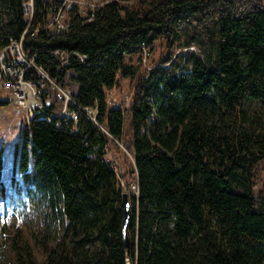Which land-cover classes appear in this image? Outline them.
Masks as SVG:
<instances>
[{
  "label": "trees",
  "instance_id": "obj_1",
  "mask_svg": "<svg viewBox=\"0 0 264 264\" xmlns=\"http://www.w3.org/2000/svg\"><path fill=\"white\" fill-rule=\"evenodd\" d=\"M24 1L0 0V48L25 36L38 65L76 85L68 107L79 119L54 91L23 122L13 181L26 198L0 264H264V0H79L62 31L51 25L57 0H35L31 22ZM127 81L130 104L115 106L112 90ZM95 106L96 120L85 110ZM109 145L126 177L137 172L138 196ZM4 165L0 152V227L3 199L16 196Z\"/></svg>",
  "mask_w": 264,
  "mask_h": 264
},
{
  "label": "rangeland",
  "instance_id": "obj_2",
  "mask_svg": "<svg viewBox=\"0 0 264 264\" xmlns=\"http://www.w3.org/2000/svg\"><path fill=\"white\" fill-rule=\"evenodd\" d=\"M25 1L23 3V6L25 4ZM99 1L101 0H94L93 4ZM26 2H28L27 9L31 13L33 9V6H32L33 0H28ZM34 3H35V0H34ZM26 15L28 19H30L31 21L32 14H26ZM191 46L185 49L193 50L192 48H190ZM160 47L161 46L157 44L156 49H155V54H154L155 57L158 56V52L161 49ZM178 51L179 49L175 48L174 52L176 53ZM148 55H149V51H146V56ZM151 56L152 54L150 53L149 58ZM147 59L148 58L144 59L145 63L147 62ZM27 60L36 70L38 69V66L33 62L32 58L30 57L28 53H27ZM148 64L150 65L152 64L150 63V59H148ZM38 73H39V76L36 78H33V79L25 78L21 80L24 83V85L27 87V91L30 95V97L28 98V101L26 102V105L30 107V109L26 107L28 110L25 108L16 107L14 103L15 99L12 98L11 93L9 91H5L0 88V91H1L0 93L2 94V96H4L5 99L8 100V103L6 105L0 107V152H2L5 157L3 179L7 185L8 191L10 193L13 192L15 193L14 195H16L15 197H12L11 195H9L10 197H6L5 199H3L1 203V207L4 210V215H3V220H2L1 227H0V258L4 257V255L9 252V246L6 240L7 232L4 228H7L8 232L13 230L14 218L16 216L15 214L16 212H18L16 208V204L18 201L17 197L18 198L20 197L22 199L26 198L25 193L17 194L21 182L13 181L14 174H16L21 179L20 172L17 171L16 149L18 145L17 143L21 140L20 131H21V126L23 122H25L26 119L28 118L29 119L33 118L34 115L38 111H40V109H42L46 104L50 105L51 102H53V96L55 94L54 91H57V92L59 91V93L62 94V96L64 97V101H63L64 105L62 109L63 113H65V115L67 114L68 117H72L73 115V113L70 111L68 106L70 105L72 101L75 102L72 99L71 92L76 89L75 88L76 85L73 84L69 87H63V86H60V84L56 82L52 77L50 76L48 77L47 73L43 69L39 68ZM131 89H132V85L127 81L119 85L114 90H112V93L114 95L113 97L117 98L114 104H121L126 99L124 106H126L127 108L131 100L130 98ZM85 109L88 115L94 120H96L97 114L99 112V108L95 106V107H89ZM115 142L120 147L119 151L122 153V156H123L122 159L126 161V159L131 158V155H129V151L125 143L123 141H115ZM110 145L108 147H110ZM111 146H114V144H112ZM107 152H108L107 158L108 159L112 158L114 160L113 161L114 165L120 174V178H121V181L124 183V187L127 190H129L131 193H134L129 188V186L136 177L135 172L129 175L128 177H126L125 165L122 164L121 161H119L118 157L116 158L114 156L115 152L111 149V147L108 148ZM261 175L262 176L259 179L260 180L259 188H263L264 186V169L262 170ZM7 214L12 217L10 223H8L6 219H4V216ZM27 220L28 221L26 222L25 225H28L27 229L31 234L33 230H35V232L37 233L39 230H41L40 218L35 211H32V209H31L30 215L27 217ZM18 224L19 223L17 221L15 228L17 227ZM32 242L34 243V250H35L37 257L39 259H42L43 255L41 251V248H42L41 243L37 242V239L35 237L32 239Z\"/></svg>",
  "mask_w": 264,
  "mask_h": 264
},
{
  "label": "built area",
  "instance_id": "obj_3",
  "mask_svg": "<svg viewBox=\"0 0 264 264\" xmlns=\"http://www.w3.org/2000/svg\"><path fill=\"white\" fill-rule=\"evenodd\" d=\"M26 1L24 4V11L25 13L27 11L26 14H32V19H31L32 21L34 16L35 3L33 0V5H32L33 9L32 12L30 13L27 9L28 2ZM75 2H80V1L58 0L53 5L51 25L54 30L62 31L70 26V22L69 20H67L66 12H67V8H70ZM24 37L25 36H22L20 39L11 38L8 45L0 48V88L5 91H9L11 93L12 98L15 99L14 103L16 107L30 109V107L26 105V102L28 101L30 95L27 91V87L24 85V83L21 80L25 78L33 79L38 77L39 76L38 69L39 68L43 69V68L36 63L34 57H32L30 52L25 48ZM190 48H192L193 50L197 49V47L194 45L191 46ZM27 53L32 58L33 62L38 66L37 70L27 60ZM57 54L59 53L57 52ZM43 70L47 73V76L49 77L50 75L48 74V72L45 69ZM125 101L126 99L121 104H115V106L122 105L123 107H126L124 106ZM70 111L73 113L72 117L70 118H73L75 121H77L79 119L78 112L76 110H70ZM121 183L124 186V183L122 181ZM129 188L137 196L139 195L140 188H139L137 172H136V177L131 182ZM11 219H12L11 216L6 217V221L8 223L11 222ZM126 260H127V264H132V259L129 256L126 258Z\"/></svg>",
  "mask_w": 264,
  "mask_h": 264
},
{
  "label": "water",
  "instance_id": "obj_4",
  "mask_svg": "<svg viewBox=\"0 0 264 264\" xmlns=\"http://www.w3.org/2000/svg\"><path fill=\"white\" fill-rule=\"evenodd\" d=\"M130 195L129 192L124 193V209H125V218H124V224H123V230H124V240H125V246L129 247L131 245V239L129 232L127 230L128 224L131 217V205H130Z\"/></svg>",
  "mask_w": 264,
  "mask_h": 264
},
{
  "label": "bare ground",
  "instance_id": "obj_5",
  "mask_svg": "<svg viewBox=\"0 0 264 264\" xmlns=\"http://www.w3.org/2000/svg\"><path fill=\"white\" fill-rule=\"evenodd\" d=\"M58 1V0H57ZM40 22V21H39ZM45 26V25H44Z\"/></svg>",
  "mask_w": 264,
  "mask_h": 264
}]
</instances>
